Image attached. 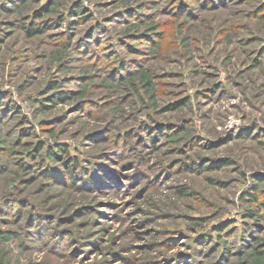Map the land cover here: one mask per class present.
<instances>
[{"label": "rangeland", "instance_id": "rangeland-1", "mask_svg": "<svg viewBox=\"0 0 264 264\" xmlns=\"http://www.w3.org/2000/svg\"><path fill=\"white\" fill-rule=\"evenodd\" d=\"M0 264H264V0H0Z\"/></svg>", "mask_w": 264, "mask_h": 264}, {"label": "trees", "instance_id": "trees-1", "mask_svg": "<svg viewBox=\"0 0 264 264\" xmlns=\"http://www.w3.org/2000/svg\"><path fill=\"white\" fill-rule=\"evenodd\" d=\"M81 7H82L81 4H77V5H75L74 7L71 8V12H73L74 14H82ZM82 16H84V14H82ZM38 31H40V29H33V30L31 29L30 30V28H29L28 34L29 35H33L35 32H38ZM62 151L65 153L64 149ZM62 163H63V166H64L63 171H64L65 174H67L68 172H70L71 167L66 162H62ZM247 195H250L253 199H255L254 198V193L251 190L247 191ZM246 199H248V198H246Z\"/></svg>", "mask_w": 264, "mask_h": 264}]
</instances>
